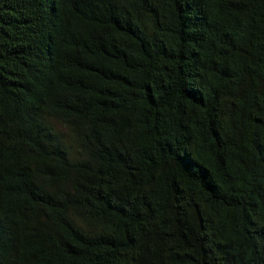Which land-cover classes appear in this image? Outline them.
Returning <instances> with one entry per match:
<instances>
[{
	"label": "trees",
	"instance_id": "trees-1",
	"mask_svg": "<svg viewBox=\"0 0 264 264\" xmlns=\"http://www.w3.org/2000/svg\"><path fill=\"white\" fill-rule=\"evenodd\" d=\"M0 264H264V0H0Z\"/></svg>",
	"mask_w": 264,
	"mask_h": 264
}]
</instances>
